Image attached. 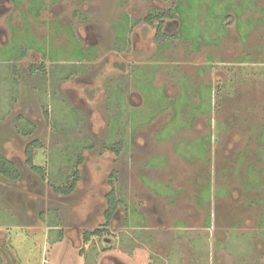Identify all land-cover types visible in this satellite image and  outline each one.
<instances>
[{
    "label": "rangeland",
    "instance_id": "374dc122",
    "mask_svg": "<svg viewBox=\"0 0 264 264\" xmlns=\"http://www.w3.org/2000/svg\"><path fill=\"white\" fill-rule=\"evenodd\" d=\"M176 8L157 37L147 15ZM32 143L44 177L28 165ZM116 143L119 155L106 149ZM0 153L22 175H0V264L170 256V211L190 202L163 198L171 173L176 187L192 174L218 193L215 232L201 234L212 244L189 240L197 264H264V0H1ZM158 154L167 168L150 164ZM81 156L75 191L55 193ZM112 172L124 206L110 234L85 241L103 225Z\"/></svg>",
    "mask_w": 264,
    "mask_h": 264
},
{
    "label": "crops",
    "instance_id": "0c3cea01",
    "mask_svg": "<svg viewBox=\"0 0 264 264\" xmlns=\"http://www.w3.org/2000/svg\"><path fill=\"white\" fill-rule=\"evenodd\" d=\"M141 88L143 90H145V91H146V88L149 89L150 93L152 92L151 90H153V87H149V86H146L145 88L142 86ZM157 90H158V88H157ZM141 95H142V93H141ZM163 96L166 99H168L165 95H163ZM140 98H142V96H140ZM136 100H138V99H136ZM136 103L138 105L139 102H136ZM141 103H142V101H140V105H141ZM183 103L184 102H181V104H183ZM142 106H143V104H142ZM141 107H139V108H141ZM211 110H212V108H211ZM151 114H152V112H151ZM196 115L198 116V113H196L195 116ZM199 115H201V114H199ZM153 119H154L153 117L150 118V121L153 120ZM161 131H163V130H161ZM212 143H213V141H212L211 137H208V139H206V140H204V138H202V140L198 142L199 147L204 152V155L206 153V151L204 149H208L207 146L211 145ZM155 146H156V148H159V146L161 147V145H157V144H155ZM171 159L174 160L173 157H171ZM202 160H203V163H206V162L210 163L208 158L202 159ZM170 163H171V161H170ZM150 164L153 165L157 169H165V168H167V166H166L167 165V160L165 158H163L160 154L154 156L152 158V161H151ZM175 175H176L175 173H171L170 176H169L170 183L169 184L167 183L168 185H163L168 190L167 193H166V190L162 191V194H164L163 198L164 199H168L169 198L171 200L170 201V205H174L175 204L174 200L181 199V201H183V198H186V197H188V198L190 197L189 198L190 202H188L189 205L185 206V208H187V210L183 209V210H181L179 212V214L172 215V213L175 212V209H172L170 211V215H171V217H173V219L170 220V232L173 230L171 232L172 235H173V238H171V240H170V241H172L170 243V249L172 248V251L170 252V256L168 255V253H164V252H161L159 254L155 253V255L153 256V260H152V258L151 259L148 258V260H147L148 264H161V263L162 264H167V263L168 264H172V261H182L184 264H186L187 262L190 261V263H192V264H197V262H195L193 260V258H195V255H194L195 253H193V249H192L193 244L190 243L189 240L190 239H198V240L203 239V237H201L202 236L201 234L204 233L203 232L204 230H208V231L210 230L211 233L213 234L215 232V230L213 232L212 228H215V226H217L218 217H217V220H216V223H215L217 211H215L216 210V208H215L216 205H215V200H214V197H213V193L215 194V192H213L212 187L210 189V186H208L209 185V183H208L209 181L208 182L205 181L207 185H205L203 187V184L198 182L199 181V175L195 176V175H192V174H183L182 176L187 181V184L186 185H182L181 187H176L177 185L175 186V184L173 183V181H174L173 179L174 178L176 179ZM3 179H5V178L3 177ZM192 182L196 183V185L199 184V186H197L198 187L197 189L195 187L193 189L195 194H191V192L189 191V188H187V185H189L190 187H193L192 186ZM169 185H170V187H169ZM158 189L161 190V188H158ZM150 190H152V189H150ZM204 190H207V191H204ZM152 191H154V190H152ZM205 192H206V195L208 193H209V195H208V197H205L203 199V196H204L203 194H205ZM154 194L158 198H162L156 192ZM215 195L217 196L218 193L215 194ZM220 195H221V192L219 193V196ZM212 197H213V199H212ZM206 209H209V211L207 212ZM134 211L135 212L133 213V210H131V211H129L128 214H126L127 219L129 218L132 221H133V219H136L135 220L136 226L139 229H142V227L144 226L143 223L145 221V216L141 213L140 210L137 211L136 209H134ZM129 214H130V216H129ZM153 214H155V213L153 212L152 215ZM157 215H158V217H157V219L154 222L157 223L158 227H161V225L163 223V220H162V217H161L160 214H157ZM190 227H194V229H192V232L189 229ZM194 230H196V231H194ZM203 240L206 241V242L208 240V243L212 244L211 239H209V238L208 239L204 238ZM203 240H201V241H203ZM196 246H198V244H196ZM187 249H188V251H187ZM165 256H169L168 259H167V260H169V262H167V263L165 261ZM134 259H136L135 261H137V262L141 260L140 258H138V256H136ZM142 264H145V263L143 262Z\"/></svg>",
    "mask_w": 264,
    "mask_h": 264
},
{
    "label": "trees",
    "instance_id": "16d2710c",
    "mask_svg": "<svg viewBox=\"0 0 264 264\" xmlns=\"http://www.w3.org/2000/svg\"><path fill=\"white\" fill-rule=\"evenodd\" d=\"M179 10L172 9V10H165V11H158L156 13H151L147 15L145 19V23L148 24L149 26H155L156 31H157V37L160 35H165V30L167 26V21H176L179 20L178 16ZM177 34L181 35V30H178L176 34L173 35V38H177ZM39 69V68H38ZM33 70H37L36 68ZM32 130V129H31ZM35 146H38L37 143H32L27 146L26 149V157H27V162L30 168L35 171L36 173L42 175L44 177V169L35 166L33 164L34 161V154H33V148ZM106 149L114 152L116 155H119L120 152L123 150V146L121 143H116V144H111L107 145ZM85 162L84 157L81 156L76 164V168L73 171L71 178L68 179V184L63 187H54V192L57 194H60L62 196H68L72 194L76 187L78 186L79 182L81 181V171L79 170V167L82 166V164ZM0 175L4 177L7 181L16 183L20 181L22 175L18 167L10 161L8 158L3 156L0 153ZM116 172H112L111 174V180H110V186H111V191L106 195V203H107V208L104 212V222L102 227L97 228L93 232H86L84 234V240L89 241L92 237H101L104 234H110L111 232V225L112 222L119 213L120 209L123 204L122 198H120V192L117 191L115 188V179H116Z\"/></svg>",
    "mask_w": 264,
    "mask_h": 264
},
{
    "label": "flooded vegetation",
    "instance_id": "af4514ba",
    "mask_svg": "<svg viewBox=\"0 0 264 264\" xmlns=\"http://www.w3.org/2000/svg\"><path fill=\"white\" fill-rule=\"evenodd\" d=\"M0 3H1V0H0Z\"/></svg>",
    "mask_w": 264,
    "mask_h": 264
}]
</instances>
